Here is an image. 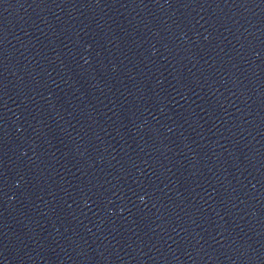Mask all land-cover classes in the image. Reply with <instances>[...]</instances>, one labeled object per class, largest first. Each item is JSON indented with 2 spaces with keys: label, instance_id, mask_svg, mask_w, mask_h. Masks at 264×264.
<instances>
[{
  "label": "water",
  "instance_id": "obj_1",
  "mask_svg": "<svg viewBox=\"0 0 264 264\" xmlns=\"http://www.w3.org/2000/svg\"><path fill=\"white\" fill-rule=\"evenodd\" d=\"M0 264H264V0H0Z\"/></svg>",
  "mask_w": 264,
  "mask_h": 264
}]
</instances>
